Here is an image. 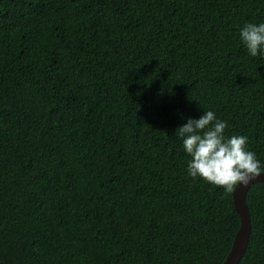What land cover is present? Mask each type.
Returning <instances> with one entry per match:
<instances>
[{"label": "trees", "instance_id": "1", "mask_svg": "<svg viewBox=\"0 0 264 264\" xmlns=\"http://www.w3.org/2000/svg\"><path fill=\"white\" fill-rule=\"evenodd\" d=\"M264 0H0V264H221L233 190L186 174L212 108L264 162ZM239 264H264V183Z\"/></svg>", "mask_w": 264, "mask_h": 264}, {"label": "clouds", "instance_id": "2", "mask_svg": "<svg viewBox=\"0 0 264 264\" xmlns=\"http://www.w3.org/2000/svg\"><path fill=\"white\" fill-rule=\"evenodd\" d=\"M239 40L249 55L264 57V20L245 21L239 28ZM227 126V120L206 108L198 117H188L175 134L181 138L189 157L186 174L231 192L238 184L247 185L264 173V162L250 149L247 135H226Z\"/></svg>", "mask_w": 264, "mask_h": 264}, {"label": "water", "instance_id": "3", "mask_svg": "<svg viewBox=\"0 0 264 264\" xmlns=\"http://www.w3.org/2000/svg\"><path fill=\"white\" fill-rule=\"evenodd\" d=\"M256 182L264 183V173L251 179L247 185H237L233 190L234 206L241 217L240 227L235 235L231 250L226 259L221 264H239L244 256L249 239L252 233V222L249 207L247 204V194L250 187Z\"/></svg>", "mask_w": 264, "mask_h": 264}]
</instances>
